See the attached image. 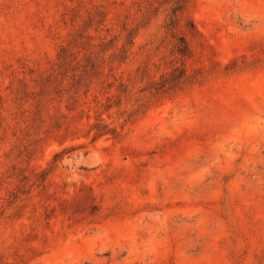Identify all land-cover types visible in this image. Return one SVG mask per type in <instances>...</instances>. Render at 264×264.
<instances>
[{"label":"rangeland","instance_id":"rangeland-1","mask_svg":"<svg viewBox=\"0 0 264 264\" xmlns=\"http://www.w3.org/2000/svg\"><path fill=\"white\" fill-rule=\"evenodd\" d=\"M177 1L0 0V264H264V0Z\"/></svg>","mask_w":264,"mask_h":264},{"label":"trees","instance_id":"trees-1","mask_svg":"<svg viewBox=\"0 0 264 264\" xmlns=\"http://www.w3.org/2000/svg\"><path fill=\"white\" fill-rule=\"evenodd\" d=\"M185 0H178L176 2V6L174 9H172V17L170 18V21L169 23L167 24V29H172L176 23V19H175V14L177 12V10L179 9L180 5L184 2ZM181 42H183V45L181 47H177L176 51L177 53L181 56V57H184L187 55L188 53V48L184 42V39H181ZM181 77H171V78H166L163 80V84L160 85L159 89H155V90H162V91H165V90H168L170 89L171 87H168V84H170L169 82H172V85L173 87L177 86V85H180L182 82H184L186 79H180ZM182 80V81H181Z\"/></svg>","mask_w":264,"mask_h":264}]
</instances>
